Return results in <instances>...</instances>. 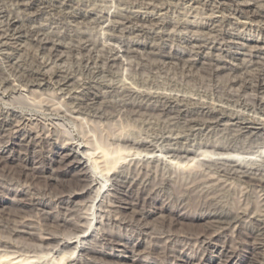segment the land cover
I'll return each instance as SVG.
<instances>
[{"label": "rangeland", "instance_id": "obj_1", "mask_svg": "<svg viewBox=\"0 0 264 264\" xmlns=\"http://www.w3.org/2000/svg\"><path fill=\"white\" fill-rule=\"evenodd\" d=\"M261 78L264 0H0V264H264Z\"/></svg>", "mask_w": 264, "mask_h": 264}, {"label": "bare ground", "instance_id": "obj_2", "mask_svg": "<svg viewBox=\"0 0 264 264\" xmlns=\"http://www.w3.org/2000/svg\"><path fill=\"white\" fill-rule=\"evenodd\" d=\"M242 10H243V9H242ZM243 12H244V11H243ZM246 15H247V14H246ZM123 21H124V20H123ZM128 21H129V20H128ZM151 21H152V20H151ZM134 22H135V21H134ZM11 23H12V22H11ZM9 24H10V22H9ZM124 24H125V23H124ZM132 24H133V23H132ZM132 24H131V25H132ZM134 24H135V23H134ZM183 24H184V23H183ZM14 25H15V24H14ZM4 26H5V25H4ZM15 27H16V26H15ZM178 27H179V26H178ZM147 28H148V27H147ZM16 30H17V29H16ZM17 31H18V30H17ZM142 31H143V30H142ZM13 32H14V31H13ZM148 33H149V32H148ZM23 37H24V36H23ZM158 37H159V36H158ZM7 38H8V37H7ZM131 50H132V49H131ZM197 52H198V51H197ZM173 56H174V55H173ZM179 56H180V55H179ZM176 57H178V56H176ZM180 58H181V57H180ZM255 58H256V57H255ZM171 59H172V58H171ZM173 59H174V58H173ZM179 60H180V59H179ZM214 68H215V67H214ZM215 72H216V71H215ZM63 76H64V75H63ZM259 76H260V75H259ZM256 77H257V76H256ZM66 78H67V77H66ZM257 78H258V77H257ZM262 78H263V76H262ZM262 78H261V79H262ZM250 79H251V78H250ZM259 79H260V78H258V80H259ZM262 80H264V79H262ZM259 83H260V82H259ZM262 85H263V82H262ZM259 87H260V86H259ZM261 88H262V87H261ZM168 101H169V100H168ZM164 103H165V102H164ZM6 116H7V115H6ZM11 118H12V117H11ZM13 121H14V120H13ZM192 121H193V120H192ZM7 122H8V121H7ZM196 122H197V121H196ZM2 123H3V122H2ZM2 123H1V124H2ZM10 123H11V122H10ZM11 125H12V123H11ZM12 126H13V125H12ZM12 126H11V127H12ZM18 126H19V125H18ZM242 126H243V125H242ZM11 127H10V128H11ZM23 127H24V126H23ZM262 127H263V126H262ZM1 128H2V127H1ZM4 128H5V127H4ZM10 128H9V129H10ZM12 128H13V127H12ZM244 128H245V127H244ZM7 129H8V123H7ZM7 129H5V130H7ZM3 130H4V129H3ZM16 130L18 131L17 128H16ZM23 130H24V129H23ZM12 131H13V129H12ZM12 131H11V132H12ZM261 131H263V133H264V128H261ZM8 132H9V131H8ZM23 132H24V131H23ZM16 133H17V132H16ZM252 133H253V132H252ZM22 134H23V133H22ZM25 134H26V133H25ZM27 134H28V133H27ZM27 134H26V135H27ZM260 134H262V132H261ZM19 135H20V134H19ZM28 136H29V135H28ZM261 137H262V136H261ZM28 138H30V137H28ZM259 138H260V137H259ZM262 138H263V137H262ZM22 139H23V138H22ZM128 139H129V138H128ZM24 140H26V139H24ZM24 140H23V141H24ZM27 140H28V139H27ZM27 140H26V143H28ZM256 141H257V140H256ZM261 141H262V140H261ZM29 142H30V140H29ZM24 146H25V145H24ZM214 146H215V145H214ZM70 147H71V146H70ZM73 148H74V147H73ZM219 148H220V147H219ZM76 149H78V148H76ZM71 150H72V149H71ZM216 150H217V149H216ZM75 151H76V150H75ZM70 153H71V152H70ZM206 153H207V152H206ZM225 154H226V153H225ZM221 155H223V154H221ZM226 155H227V154H226ZM205 161H206V160H205ZM201 162H202V161H201ZM207 162H208V161H207ZM222 162H223V161H222ZM75 163H76L78 166H79V165H83V164H84V160L80 159L79 161H77V162H75ZM217 163H218V162H217ZM217 163H216V164H217ZM76 164H75V165H76ZM203 165H204V164H203ZM230 165H231V164H230ZM237 165H238V164H237ZM123 166H124V165H123ZM187 166H188V165H187ZM243 167H244V166H243ZM113 169H114V168H113ZM123 169H124V168H123ZM251 169H252V168H251ZM256 170H257V169H256ZM114 171H115V170H114ZM122 171H124V170H122ZM242 171H243V170H242ZM109 173H110V172H109ZM109 173H108V174H109ZM122 173H123V172H122ZM122 173H120V174H122ZM197 173H198V172H197ZM242 173H243V172H242ZM248 173H249V172H248ZM106 174H107V173H106ZM106 174H105V175H106ZM112 174H113V173H112ZM228 174H229V173H228ZM232 174H233V173H232ZM246 174H247V172H246ZM246 174H245V175H246ZM259 174H260V173H259ZM261 174H262V172H261ZM118 175H119V174H118ZM119 176H120V175H119ZM124 176H125V175H124ZM247 176H248V175H247ZM250 176H251V175H250ZM250 176H248V179H249ZM112 177H113V176H112ZM114 177L116 178V176H114ZM114 177H113V178H114ZM117 177H118V176H117ZM129 177H130V176H129ZM238 177H239V176H238ZM242 177H243V176H242ZM244 177H245V176H244ZM261 177L263 178L262 175H261ZM261 177H260V178H261ZM120 178H121V177H120ZM252 178H253V176H252ZM260 178H259V179H260ZM126 179H127V178H126ZM248 179H247V183H246V184H248V181H249ZM254 179H255V178H254ZM117 180H118V179H117ZM117 180L115 179V181H117ZM120 180H121V179H120ZM123 180H125V179H123ZM245 180H246V179H245ZM251 180H252V179H251ZM106 181H108V180H106ZM113 181H114V180H113ZM113 181H112V182H113ZM197 181H198V180H197ZM259 181H260V180H259ZM259 181H258V182H259ZM121 182H123V181H121ZM121 182H120V185H121ZM125 182H126V181H125ZM125 182H123V183H125ZM113 183L115 184V182H113ZM117 183H118V182H117ZM249 183H250V182H249ZM253 183H254V182H253ZM116 185H118L117 187H120L119 184H116ZM122 185H123V184H122ZM258 185H259V183H258ZM259 187H260V186H259ZM263 188H264V186H263ZM254 191H255V190H254ZM211 197H212V196H211ZM214 201H215V200H214ZM206 202H207V201H206ZM263 202H264V201H263ZM208 205H209V204H208ZM210 205H211V204H210ZM214 205H215V204H214ZM209 208H210V207H209ZM218 208H219V207H218ZM215 209H216V208H215ZM207 210H208V209H207ZM219 210H220V209H219ZM231 211H232V210H231ZM207 213H209V212H207ZM229 213H231V212H229ZM233 213H234V212H233ZM235 213H236V212H235ZM237 214H239V213H237ZM237 214H236V215H237ZM242 214H243V213H242ZM217 215H218V213H217ZM239 215H240V214H239ZM243 215H244V214H243ZM220 216H222V215H220ZM233 216H235V215H233ZM252 216H253V215H252ZM231 217H232V216H231ZM231 217H230V218H231ZM237 217H238V216H237ZM239 217H240V216H239ZM227 218H228V217H227ZM234 218H235V217H234ZM249 218H250V217H249ZM249 218H248V219H249ZM253 218H255V217H253ZM257 218H258V217H257ZM214 219H217V218H214ZM219 219H220V218H219ZM222 219H224V218H222ZM231 219H232V218H231ZM231 219H229V220H227V221H225V222H223V221H222V222H223V223H227V224L230 225V226H232L231 224H237V223L239 222V221H236L235 219H234V220H233V219L231 220ZM245 219H246V218H245ZM251 219H252V217H251ZM255 219H256V218H255ZM128 220H129V219H128ZM237 220H238V219H237ZM14 222H15V221H14ZM244 222H245V221H244ZM214 223H216V222H214ZM214 223H213V224H214ZM217 223H218V222H217ZM217 223H216V224H217ZM250 223H251V222H250ZM213 224H212V226H215V225H216V224H215V225H213ZM218 224L220 225V223H218ZM227 224H226V225H227ZM239 224H240V223H239ZM248 224H249V223H248ZM251 224H252L251 226H253L254 229L252 228L253 230H251L249 233H246V234L251 235L253 239H255L258 243L261 242L260 244H262V242H263V240H264V222L261 221V220H257V219L254 220V219H253ZM131 225H133V224H131ZM223 225H224V224H223ZM226 225H225L224 227H227ZM237 225H238V224H237ZM245 225H246V224H245ZM239 226H240V225H239ZM242 226H243V222H242L241 227H242ZM249 226H250V225H249ZM141 227H142V226H141ZM233 227H234V226H233ZM235 227H236V226H235ZM15 228H17V227H15ZM15 228H14V229H15ZM242 229H244V228H242ZM240 230H241V229H240ZM244 230L246 231V229H244ZM244 230H242V231H244ZM248 230H250V229H248ZM242 231H241V232H242ZM241 232H240V233H241ZM242 234H244V233H242ZM248 235H247V236H248ZM245 238H246V237H245ZM248 238H249V237H248ZM112 239H113V238H112ZM249 239H250V238H249ZM255 240H253V241H255ZM3 241H4V240H3ZM5 243H6V242H5ZM201 243H203V242H201ZM204 243H206V242H204ZM253 243H254V242H253ZM255 243H256V242H255ZM256 244H257V243H256ZM256 244H255V245H256ZM4 246H5V245H4ZM4 246L2 245L3 248H4ZM8 246H9V245H8ZM9 247H11V246H9ZM14 247H15V246H14ZM205 247H206V246H205ZM208 247H209V246H208ZM251 247H254V246L252 245ZM17 249H18V248H17ZM213 249H214L215 251L218 250L216 247H214ZM220 249H222V248H220ZM224 250H226V249H224ZM229 251H230V250H229ZM13 252H14V251H13ZM226 252H227V251H226ZM232 252H233V251H232ZM15 254H16V253H15ZM218 254H219V253H218ZM231 255H232V254H231ZM231 255H230V256H231ZM7 257H8V256H7ZM9 257H10V256H9ZM231 258H232V257H231ZM247 258H248V257H247ZM3 259H4V258H3ZM5 259H6V258H5ZM11 259H12V258H11ZM19 259H20V258H19ZM258 259H259V258H258ZM8 260H9V258H8ZM8 260H7V261H8ZM226 260H227V259H226ZM226 260H225V263L228 261V260H227V261H226ZM255 260H256V259H255ZM1 261H2V259H1ZM1 261H0V262H1ZM4 261H5V260H4ZM20 261H21V260H20ZM6 263H7V262H6ZM256 263H257V264H263V263H261V262H256Z\"/></svg>", "mask_w": 264, "mask_h": 264}]
</instances>
